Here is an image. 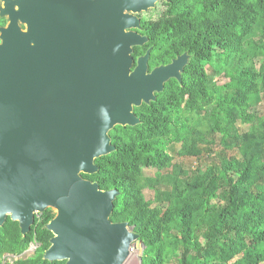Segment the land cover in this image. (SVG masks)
Listing matches in <instances>:
<instances>
[{
    "label": "trees",
    "instance_id": "trees-1",
    "mask_svg": "<svg viewBox=\"0 0 264 264\" xmlns=\"http://www.w3.org/2000/svg\"><path fill=\"white\" fill-rule=\"evenodd\" d=\"M160 7L142 22L149 43L135 50V59L150 53V72L185 55L188 65L180 81L171 80L155 101L136 108L140 124L111 132L116 150L96 161L98 173L82 178L118 191L111 220L134 228L146 248L143 264H264V118L253 112L264 92V0H170ZM216 55L233 66L223 87L212 86L206 73ZM203 103L213 107L210 132L223 143L236 140L237 117L257 125L243 136L241 157L224 159L193 180L169 174L170 145L181 144L180 157L203 154L204 131L187 117L203 111ZM147 169L158 175L145 176ZM146 189L167 204L163 212L151 208ZM55 217L47 210L25 235L8 217L0 228V264L32 244L39 245L34 255L15 264H67L44 259Z\"/></svg>",
    "mask_w": 264,
    "mask_h": 264
},
{
    "label": "water",
    "instance_id": "water-1",
    "mask_svg": "<svg viewBox=\"0 0 264 264\" xmlns=\"http://www.w3.org/2000/svg\"><path fill=\"white\" fill-rule=\"evenodd\" d=\"M170 0H23L0 45V228L8 217L30 232L57 209L44 259L125 264L139 237L114 223L117 190L82 174L112 154L111 132L137 126L136 108L180 81L188 56L149 71L137 16ZM9 2V0H8ZM15 15L11 4L6 12Z\"/></svg>",
    "mask_w": 264,
    "mask_h": 264
},
{
    "label": "rangeland",
    "instance_id": "rangeland-1",
    "mask_svg": "<svg viewBox=\"0 0 264 264\" xmlns=\"http://www.w3.org/2000/svg\"><path fill=\"white\" fill-rule=\"evenodd\" d=\"M148 13V12H147ZM145 13V14H147ZM139 16H137L138 18ZM136 50V49H135ZM147 55V54H146ZM145 55V56H146ZM144 56V57H145ZM135 58V53L133 55ZM139 57L136 60V68L138 65V61L141 58ZM256 70H259L260 64L255 66ZM232 64L230 63L228 66L222 63L219 57L216 55L213 61V64L206 67V73L209 77L210 84L212 86L223 87L224 85L230 83V79L227 77L228 71H232ZM224 93L229 94L233 93L232 91L224 90ZM262 101L258 103L254 108L253 112L256 113L258 119L264 118V92L261 93ZM203 111L189 114L187 113V117L195 123V126L204 131V137L206 139L205 144H201V148L203 149V154L198 158H188V157H180L178 153L181 150V144H172L167 149L171 156L174 157V166L169 169V174L180 176L187 180H193L196 176L203 175L209 167H213L215 165H220L224 159H228L232 156L241 157V151L239 150V146L243 145L244 135L247 134L253 126L257 125V122L254 124H246L241 118L237 117L238 121L236 123L237 134L235 137V141L233 143H223L222 136L218 134H212L210 132V127L212 125L209 116L213 107H210L208 103H203ZM233 145V146H232ZM168 171L162 172L163 175H167ZM144 175L147 177H156L157 171L155 169H147L144 171ZM144 197L146 201L152 203L151 208L155 207L160 211L166 209V205L157 202V199L160 198V195L151 189H146L144 191ZM215 202H218L217 200ZM150 208V209H151ZM48 210H52L58 214L57 209L49 208ZM37 215V214H36ZM40 216L42 214H39ZM131 231H134L133 227H130ZM177 234V231H175ZM29 250V249H28ZM146 248L142 244V242L138 239V241L134 244L132 253L125 264H143L144 251ZM35 251L25 252L21 256H13V255H5L3 257L2 264H15L19 260L27 259L33 256ZM171 264H181L177 260L172 261Z\"/></svg>",
    "mask_w": 264,
    "mask_h": 264
},
{
    "label": "flooded vegetation",
    "instance_id": "flooded-vegetation-1",
    "mask_svg": "<svg viewBox=\"0 0 264 264\" xmlns=\"http://www.w3.org/2000/svg\"><path fill=\"white\" fill-rule=\"evenodd\" d=\"M22 2L23 0H9V2L8 0H0V45L2 43L1 41L2 32L4 30H7L12 24V22H16L22 31L27 30L26 26L23 25L22 22L20 21L21 20L20 19V13H21L20 4ZM163 3H167V2L161 1L157 3L155 9L149 11L147 14L143 13L142 15H139L138 19L141 21V26H142L143 20L145 18H148V15L150 14V12L154 10L156 11L160 6L163 5ZM8 4H11V8L15 15H12L10 13L6 14V12L8 11ZM138 33L141 34V32H138Z\"/></svg>",
    "mask_w": 264,
    "mask_h": 264
},
{
    "label": "built area",
    "instance_id": "built-area-1",
    "mask_svg": "<svg viewBox=\"0 0 264 264\" xmlns=\"http://www.w3.org/2000/svg\"><path fill=\"white\" fill-rule=\"evenodd\" d=\"M36 219L41 220V216L39 214H37L36 215ZM38 246L39 245H37V244H32L27 252L36 251V249L38 248Z\"/></svg>",
    "mask_w": 264,
    "mask_h": 264
}]
</instances>
